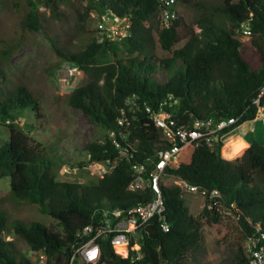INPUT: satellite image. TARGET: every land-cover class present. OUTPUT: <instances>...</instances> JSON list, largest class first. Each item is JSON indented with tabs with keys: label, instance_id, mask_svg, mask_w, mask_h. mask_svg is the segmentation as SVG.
I'll list each match as a JSON object with an SVG mask.
<instances>
[{
	"label": "trees",
	"instance_id": "16d2710c",
	"mask_svg": "<svg viewBox=\"0 0 264 264\" xmlns=\"http://www.w3.org/2000/svg\"><path fill=\"white\" fill-rule=\"evenodd\" d=\"M177 3L196 10L193 24L197 29L177 14ZM60 4L71 7L77 24L79 12L72 0L10 2L20 15L23 32H39L60 59L86 74V80L67 93L65 103L106 130L108 135L102 141L90 140L83 148L89 162H107L108 170L94 182L59 180L43 159V147L30 139L28 125L5 123L8 134L0 140V177L7 178L13 197L38 205L55 220L58 229L33 219L8 220L6 211L0 209V264H32L14 247L12 239L3 238L2 234L10 232L22 238L30 250L43 252L46 264H69L74 247L85 240L78 231L91 219L97 220L102 209L129 206L151 197L146 187L137 192L126 188L130 165L142 162L148 168L146 157L168 145L143 104L155 108L161 102L177 122L241 113L236 123L220 131L226 132L254 117L252 99L264 84V0H173V16L159 27L151 19L161 8V0H85V13L94 10L129 21L126 34L118 36L128 54L125 57H116L114 39L82 23L75 28L72 49L65 44L58 46L48 24L52 18L61 19ZM39 6L47 8L51 17L38 10ZM155 40L169 55L156 54ZM6 54V48L0 49V121H17L25 114L40 118L38 96L23 83L8 86L3 68ZM156 72L161 76L156 77ZM133 104L138 107L132 110ZM121 110L126 121L119 124L116 119ZM221 144L219 139L212 146L204 141L188 143L175 161L165 164L164 172L206 191H218L211 206L205 194L200 212L219 240L228 232L224 210L235 219L243 241L248 235L259 237L260 232L264 234V140L251 139L233 159L221 157ZM160 189L168 229L162 231L155 218L149 220L136 238L139 257L129 245H113L109 237H99L101 261L185 264L188 255L198 252L201 223L188 212L181 188L162 183ZM134 240L131 238L129 244ZM247 263L248 256L235 254L233 264ZM70 264L84 263L74 257Z\"/></svg>",
	"mask_w": 264,
	"mask_h": 264
},
{
	"label": "rangeland",
	"instance_id": "374dc122",
	"mask_svg": "<svg viewBox=\"0 0 264 264\" xmlns=\"http://www.w3.org/2000/svg\"><path fill=\"white\" fill-rule=\"evenodd\" d=\"M12 0H0V49L6 48L7 54L3 59V68L6 73L7 84L12 86L18 83L25 84L33 94L38 96L41 117L34 118L29 114L20 115L17 121L5 119L0 121V140L7 137L8 129L5 123H13L25 127L28 125L30 131L28 135L31 140L38 142L43 147V159L48 163L49 168L54 172L59 180L94 182L104 171L108 170L106 162H89L88 153L83 148L84 144L90 140L102 141L108 135L106 130L97 123L90 120L81 110L72 108L65 103L67 93L73 87L86 80V74L72 63L60 59L50 47V43L45 40L39 32L26 34L19 27V16L16 9L10 6ZM75 10L78 9L77 24L71 16V7L59 5L62 10L61 19H50L49 31L57 39V45L65 44L73 48L76 44L75 28L82 23L87 28L101 30L102 17L106 14H99L94 10L85 13V0H72ZM175 10L182 19L193 24L196 10L191 6L177 3ZM38 10H43L47 16L49 11L42 6ZM83 15V16H82ZM154 26H161V8L151 19ZM153 38H156L152 30ZM100 33V32H99ZM97 32V34H99ZM113 50L116 57H125L124 47L117 37H112ZM154 51L158 56L169 55L168 51L160 49L158 43L154 42ZM109 58H106V60ZM156 77L161 74L156 72ZM31 124L32 127L29 125ZM250 121H244L231 130L227 135L234 136L240 134L243 140L249 142L250 136L247 127ZM255 131L262 130L264 140V123L261 119H256L253 123ZM227 135L225 136L227 138ZM111 137V134H109ZM224 135L222 144L219 147L220 155L226 159H233L240 152L234 155H225V144L228 142ZM238 138V137H234ZM233 139V137H232ZM229 140H231L229 138ZM235 140V139H234ZM223 142H225L223 144ZM67 165V169L62 170V166ZM165 183H174L171 178H164ZM183 203L188 212L197 217L201 223L202 240L198 252L188 255L185 264H233L235 254L241 252L248 256V250L241 236V230L235 219L224 210L222 214L228 224V232L223 240H219L213 228L208 225L201 216V207L204 203V196L199 193L181 191ZM218 210L221 207L217 206ZM0 209L7 213L8 220L20 218L27 222L31 219L37 220L53 230L58 226L55 220L47 213L42 212L38 205H33L12 196L9 191L7 178L0 177ZM5 239H12L14 247L21 251L33 263V254L27 243L13 232L2 234ZM79 259V258H77ZM80 260V259H79Z\"/></svg>",
	"mask_w": 264,
	"mask_h": 264
},
{
	"label": "built area",
	"instance_id": "2783aa9c",
	"mask_svg": "<svg viewBox=\"0 0 264 264\" xmlns=\"http://www.w3.org/2000/svg\"><path fill=\"white\" fill-rule=\"evenodd\" d=\"M161 17L166 22L174 14L171 6L173 0H161ZM108 21V23H107ZM101 27L102 32L112 38L123 36L127 32L129 21L126 18H118L116 16L102 17ZM244 28H247L245 25ZM243 28V31L247 30ZM264 94V84L259 89V93L252 99L255 106L254 117L250 120V128H253V123L256 119H261L264 123V99L261 100ZM134 97V96H133ZM132 96L128 97V101ZM126 100V102H128ZM161 102L155 108L148 104H143V109L148 117L152 120L155 126L162 131L163 138L168 142L165 148L157 150L156 154L151 157H146V168L142 162H134L130 165L131 173L130 180L127 183V190L139 191L145 187L149 189L151 197L129 206L118 207L112 206L101 210L100 216L97 220H90L84 224L78 233L85 236V240L76 245L72 251L69 259L76 257L79 262L84 264H105L100 260L101 248L99 244V237H109V242L113 245H129L132 250L136 251V257L140 256L139 243L136 238L140 235L144 225L152 218L156 219L158 227L162 231L168 229V222L163 215L164 204L161 196L160 184L165 183L164 178H171L174 184H177L181 191L199 193L203 196L205 194L210 199L209 206L215 204L218 191L210 189L206 191L205 188L199 187L196 184L188 183L183 179L176 178L171 174L164 172L165 164L168 161H175L178 158L179 150L188 143L197 144L204 141L207 145L212 146L215 140H221L225 132H220L223 128L230 124L236 123L241 113L237 115H230L228 117L215 118L212 115L205 118H193L187 121L177 122L171 114L170 110L161 107ZM171 103H168V105ZM138 106L133 104V109ZM125 116L121 114L117 117V122L122 124ZM117 145L116 142H114ZM88 158H89V154ZM93 162V161H92ZM107 163V162H106ZM67 165L62 166V170L67 169ZM257 229V228H256ZM135 240L129 244V240ZM264 238L262 232L259 237L248 235L245 238V243L248 250L247 264H264V244L261 239ZM33 259L32 264H46L45 255L43 252L31 250Z\"/></svg>",
	"mask_w": 264,
	"mask_h": 264
},
{
	"label": "crops",
	"instance_id": "0c3cea01",
	"mask_svg": "<svg viewBox=\"0 0 264 264\" xmlns=\"http://www.w3.org/2000/svg\"><path fill=\"white\" fill-rule=\"evenodd\" d=\"M254 122H255V121H254ZM238 124H240V123H238ZM238 124L234 125V126L231 127L230 129H228V130L225 132V134H223V135H224V138H226L225 136H226L231 130L235 129V128L238 126ZM247 129H248V133H249V136H250V140L253 139V138H256V137L262 138V135H263V134H262V132H263L262 130L260 131V129H259L258 131H255V127H253V128L251 129L250 126H248ZM232 137H233V139H232ZM234 137H238V138H234ZM229 138H230L231 140L239 139V141H241L242 143H244L245 146H247L248 143H249V142L243 140L242 136H241L240 134H238V133H237L236 135H234V136L227 135L226 140H227V139L229 140ZM222 141H223V139H222ZM224 143H225V142H223V144H224ZM224 148H226V147H224Z\"/></svg>",
	"mask_w": 264,
	"mask_h": 264
},
{
	"label": "bare ground",
	"instance_id": "6f19581e",
	"mask_svg": "<svg viewBox=\"0 0 264 264\" xmlns=\"http://www.w3.org/2000/svg\"><path fill=\"white\" fill-rule=\"evenodd\" d=\"M244 146L245 144L239 141V139H235L228 140V142L225 144L226 148L222 147V149H224L225 155H234L240 152Z\"/></svg>",
	"mask_w": 264,
	"mask_h": 264
},
{
	"label": "water",
	"instance_id": "95a60500",
	"mask_svg": "<svg viewBox=\"0 0 264 264\" xmlns=\"http://www.w3.org/2000/svg\"><path fill=\"white\" fill-rule=\"evenodd\" d=\"M107 23H108V21H107Z\"/></svg>",
	"mask_w": 264,
	"mask_h": 264
}]
</instances>
